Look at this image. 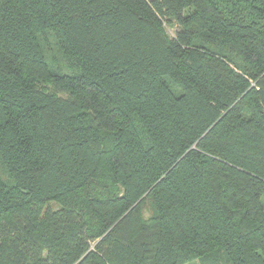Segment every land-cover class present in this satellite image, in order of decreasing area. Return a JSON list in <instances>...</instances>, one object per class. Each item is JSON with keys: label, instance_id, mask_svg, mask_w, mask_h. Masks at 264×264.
Listing matches in <instances>:
<instances>
[{"label": "trees", "instance_id": "obj_1", "mask_svg": "<svg viewBox=\"0 0 264 264\" xmlns=\"http://www.w3.org/2000/svg\"><path fill=\"white\" fill-rule=\"evenodd\" d=\"M0 161V264H264V0H0Z\"/></svg>", "mask_w": 264, "mask_h": 264}, {"label": "rangeland", "instance_id": "obj_2", "mask_svg": "<svg viewBox=\"0 0 264 264\" xmlns=\"http://www.w3.org/2000/svg\"><path fill=\"white\" fill-rule=\"evenodd\" d=\"M165 30L169 36H173L177 30V25L175 23L165 25ZM41 49L47 64L52 70L58 73H73L76 71L75 67L72 66L73 62H75L74 59H69L62 54L55 39L50 34L44 35L41 39ZM7 175L6 167L0 161V178L7 180ZM149 211V202L147 201L144 208L145 215H148Z\"/></svg>", "mask_w": 264, "mask_h": 264}]
</instances>
